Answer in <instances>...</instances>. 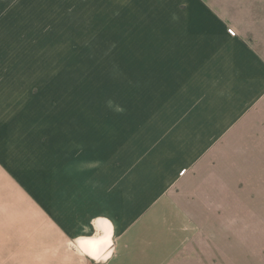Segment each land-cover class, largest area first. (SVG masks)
Here are the masks:
<instances>
[{
  "label": "rangeland",
  "instance_id": "obj_1",
  "mask_svg": "<svg viewBox=\"0 0 264 264\" xmlns=\"http://www.w3.org/2000/svg\"><path fill=\"white\" fill-rule=\"evenodd\" d=\"M195 1L236 25L264 19V0H0V100L30 114L1 128L0 264L66 260L65 234L92 211L95 185L146 182L184 147ZM258 131L188 169L187 203L202 224L191 226L187 264H264ZM92 156L96 168L59 173Z\"/></svg>",
  "mask_w": 264,
  "mask_h": 264
},
{
  "label": "crops",
  "instance_id": "obj_2",
  "mask_svg": "<svg viewBox=\"0 0 264 264\" xmlns=\"http://www.w3.org/2000/svg\"><path fill=\"white\" fill-rule=\"evenodd\" d=\"M186 69L184 147L176 148L178 155L166 163L161 160L156 164L158 168L150 170L151 179L146 182L104 184L99 186L103 188L100 192L95 185L89 191L94 200L92 211L81 227L65 234H69L73 249L68 248L71 254L66 260L59 258V264H79L84 254L98 259H93L94 263L89 260L90 264H187L191 226L202 224L187 203L188 169L197 159L211 157V151L219 146V152H227L224 145L245 144L241 131L246 128H255L260 138L264 136V19L236 25L217 9L209 10L196 1L190 4ZM6 113L10 116H4L0 136L4 129L15 130L24 115L30 117L17 112L11 102L0 100V116ZM235 154L233 147L232 161L240 159ZM92 158L86 164L79 160L71 167L63 164L59 173L65 176L96 168Z\"/></svg>",
  "mask_w": 264,
  "mask_h": 264
},
{
  "label": "built area",
  "instance_id": "obj_3",
  "mask_svg": "<svg viewBox=\"0 0 264 264\" xmlns=\"http://www.w3.org/2000/svg\"><path fill=\"white\" fill-rule=\"evenodd\" d=\"M233 33H234V31L233 30H231Z\"/></svg>",
  "mask_w": 264,
  "mask_h": 264
}]
</instances>
